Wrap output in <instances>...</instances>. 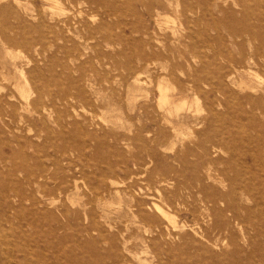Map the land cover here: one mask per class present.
<instances>
[{
    "label": "rangeland",
    "instance_id": "1",
    "mask_svg": "<svg viewBox=\"0 0 264 264\" xmlns=\"http://www.w3.org/2000/svg\"><path fill=\"white\" fill-rule=\"evenodd\" d=\"M178 2L0 0V264H264V0Z\"/></svg>",
    "mask_w": 264,
    "mask_h": 264
},
{
    "label": "bare ground",
    "instance_id": "2",
    "mask_svg": "<svg viewBox=\"0 0 264 264\" xmlns=\"http://www.w3.org/2000/svg\"><path fill=\"white\" fill-rule=\"evenodd\" d=\"M178 4H179L178 0H175V5L177 6ZM166 6H163L164 10H167ZM146 7H147V5H146ZM159 7H160V5L157 4L156 8L158 9ZM183 8L186 10H191L189 7L184 6ZM229 31H230V34L234 33V31H231V30H229ZM248 34H249V32H248ZM249 35H247V41H248V44L250 47L249 52L247 53V55H244V56L239 55V57L236 58L235 60L229 59L231 61L229 64V70H227V72L218 74V78H220V81H221L220 87H222L223 84L226 85L227 83H232L233 85L237 86L239 89H242V90L248 89V90H252V91H259V90L264 91V80H262V78L260 80H262L263 82L259 81L258 85H254L251 82L246 83L242 80L241 77L237 80L234 78V76L240 71L247 73L248 76H251L252 74L255 73L251 70L252 66L261 65L264 68V41L253 42L252 37ZM258 39H259V37H258ZM137 81L138 80L136 79L134 82L137 83ZM159 85H160V83H159ZM157 88H158V93H159L158 105L160 108L165 109L166 112H168L169 114H171V112L173 110L177 111L179 108L180 109L182 108V107H180L181 105L180 106L176 105V103H178V102H176L175 104H172L173 101H172V99L169 98V96L166 93L164 88H162L161 86H158ZM20 93H21V95L24 94L25 90L20 88ZM26 94H28V93H26ZM26 94H24L25 99H26ZM247 96L249 98L251 97V95H247ZM260 96H263V95H260ZM28 97H29V94H28ZM241 188H242L241 189L242 193H245L247 195H251V192H250L248 185H243V187H241ZM255 202L257 203V200H255ZM154 206H155V209L157 210V212L161 216L166 217V218H170V216H169L170 213L168 214V212L162 206H159L157 204H154ZM228 207H232V204H229Z\"/></svg>",
    "mask_w": 264,
    "mask_h": 264
}]
</instances>
